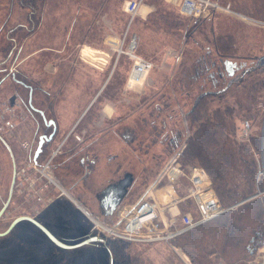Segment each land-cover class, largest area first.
<instances>
[{
    "label": "rangeland",
    "instance_id": "1",
    "mask_svg": "<svg viewBox=\"0 0 264 264\" xmlns=\"http://www.w3.org/2000/svg\"><path fill=\"white\" fill-rule=\"evenodd\" d=\"M126 1L0 0V136L9 145L17 170L26 168V176L35 178V188L38 189L35 197L32 184L25 180L23 194L20 175L16 176L9 203L0 215V233L17 216L37 210L39 213L35 215L65 243L77 242L88 234L104 239L102 242L63 248L51 242L41 230L22 220L7 234L0 235V264H110L111 258L112 264H198L182 250L176 237L163 242L137 244L115 238L99 226L88 231L87 221L81 212L67 199L57 198L55 192L58 193L59 188L54 184L43 187L47 179L37 167L28 165L25 160V156L32 155L36 140L44 132L42 127L52 128V108H48L44 101V90L53 93L57 83L64 81L63 76L72 72V57L70 61L66 55L74 46L94 51L99 43L94 53L102 55L105 61L109 60L106 75L109 72V77L115 71L113 80L109 82L110 88L115 91L108 103L116 111L112 121H105L103 125L109 127L112 122L119 125L115 131L109 128L87 148L95 153H89L95 158L118 156V159L115 156L116 161L112 165L120 161L122 172H131L133 176L128 193H135L140 183L151 179L162 160L172 156L173 152H178L184 165L188 163L184 158L185 142L189 132L195 130L199 122L196 111L192 113L193 104L199 95L210 92L207 94L213 95L207 97V111L202 112V118L216 110L225 116L227 127L231 129L229 139L242 147L243 155L254 167L249 185H245L239 173L233 171L238 180L237 189L249 191L246 195L236 202L224 203L216 194L221 203L229 208L226 212H234L243 204H248L246 207L250 210L251 206L257 208L258 203L264 208V194L258 192V187L262 190V185L256 182L257 153L261 145L253 140L262 132L264 122V0H212L218 4L217 10L196 17L184 13L174 0H141L132 20L124 10ZM134 37L136 53L151 62L149 71L141 82L136 83L135 89L126 87L124 82L123 74H128L130 60L120 54L117 68L113 71L115 58L118 57L117 48L107 42H116L115 38H118L124 40L121 41L124 50L130 43V49H133ZM200 58L204 62H198ZM224 59L243 66L232 76H226L222 65ZM141 70L142 66L136 65L132 78H140ZM210 72L214 73L216 84L209 77ZM61 89L65 93L67 87ZM83 92L70 86L65 95L66 102L58 105V117H65L60 110L70 109L72 103L78 104L85 97ZM97 105L102 106L101 101H97ZM92 110L88 118L97 120L99 115ZM244 119H249L253 126L254 136L249 140H242L237 135ZM6 120L11 125L5 124ZM68 124L69 119L59 124V138L44 143L39 156L49 155ZM69 131L74 142L80 141L74 138L75 133L82 138L79 129ZM125 136L132 138L128 140ZM180 139L184 142L178 141ZM71 166L73 168L74 163ZM56 171L54 181L62 189H67L78 179L81 169ZM98 171L100 169L93 168L91 176L87 175V181L94 182L91 189L82 190L76 185L84 192L89 191L91 199L103 184ZM11 176L12 160L0 139V208L7 199ZM175 185L181 190L178 182ZM55 198L54 205L46 208L49 201ZM262 211L261 214L264 213ZM259 213L260 210H257L255 215ZM83 216L88 218L84 213ZM108 224L99 222V225ZM261 230L264 233V225ZM253 232L249 229L242 237L238 264H245L248 259L244 248ZM261 244L264 240L254 249ZM219 250L217 244L208 240L205 245L208 264H235ZM188 259L190 263H187Z\"/></svg>",
    "mask_w": 264,
    "mask_h": 264
},
{
    "label": "built area",
    "instance_id": "2",
    "mask_svg": "<svg viewBox=\"0 0 264 264\" xmlns=\"http://www.w3.org/2000/svg\"><path fill=\"white\" fill-rule=\"evenodd\" d=\"M174 1L180 6L184 13L194 17L205 15L207 12H215V10H217L216 8H218L217 2L212 0ZM140 2L141 0L126 1L124 10L130 16L131 20L137 14ZM134 39V48L130 49L132 46L130 43L127 50L123 49V44L121 46V41L124 40L116 39V42L109 40V42L114 43L113 45L117 48L118 57L120 54H123L124 56L126 55L127 59L131 62V67L128 71L126 80V86L128 88L141 82L151 67V62L141 58V56L135 52L136 38L134 37L132 41ZM118 57L115 59V66H117L116 63L119 59ZM138 64L142 66V73L140 78L134 79L132 78V73ZM10 123L9 120L5 121V124ZM237 135L242 140H249L254 136L252 122L249 119H244L241 122ZM74 138L80 140V134L75 133ZM258 138L261 148L257 153L258 162L256 182L261 183L262 185V190L258 187V192L264 194V122L262 132ZM178 141L182 143L184 142L182 139ZM36 147L37 145L32 151L31 156L33 159L29 161L28 165L37 167L41 175L55 184L56 182L52 177H49L44 166L35 163L33 155ZM26 148H28V143H26ZM180 159L181 156H178V152H173V155L169 156L156 177L147 185L146 191L141 192L138 199L129 209L123 210L117 216V219L113 224L105 226L99 225L100 221L94 220L92 229L99 226L102 231H106L108 234L113 235V237L130 242L169 240L229 210V208H226L221 203L206 172L199 167L190 166L188 164L184 165ZM22 171L25 174L24 181L28 180L30 184H35V178L29 179L26 176V168L24 167L21 168V171L16 169L15 178L18 175L21 176ZM181 176H185L189 182L183 196H179L176 193L175 186V182ZM165 184H168L169 188L164 190L165 201L160 205L152 194L155 189L160 188ZM185 199H190L193 204L190 205L188 209H177V204ZM191 209H193L194 212H192ZM191 264L194 263L192 262ZM245 264H264V244H261L256 250H254L251 256L245 261Z\"/></svg>",
    "mask_w": 264,
    "mask_h": 264
},
{
    "label": "trees",
    "instance_id": "3",
    "mask_svg": "<svg viewBox=\"0 0 264 264\" xmlns=\"http://www.w3.org/2000/svg\"><path fill=\"white\" fill-rule=\"evenodd\" d=\"M207 93L199 95L193 104L192 113L196 111L195 116L199 122L195 130L189 132L187 136L183 150L184 158L187 159L186 164L202 168L206 172L212 186L224 203L236 202L249 191L244 192V190L237 189L238 180L233 171H237L239 177L244 179L245 185H249L254 174V167L243 155L242 147L229 139L231 129L227 127L225 116L216 110L211 115L202 118L207 111V97L213 95ZM42 128L48 131L46 126ZM253 140L258 142V138L254 137ZM247 205H241L234 212H224L223 215L179 234L176 237L179 241L178 245L198 264H208V252L205 251V245L208 240H212L215 245L219 246L220 254L229 262L238 264L237 255L242 237L251 229L254 232L244 248L249 258L257 244L264 240V233L261 230L264 225V213L261 214L264 208L258 203L257 208L251 206L250 210L246 207ZM257 210H260V213L255 215ZM107 250L113 256L109 247Z\"/></svg>",
    "mask_w": 264,
    "mask_h": 264
},
{
    "label": "crops",
    "instance_id": "4",
    "mask_svg": "<svg viewBox=\"0 0 264 264\" xmlns=\"http://www.w3.org/2000/svg\"><path fill=\"white\" fill-rule=\"evenodd\" d=\"M115 39H118V38H115ZM101 42H103V40H101ZM107 42L111 46H113V44H114V43L109 42V41H107ZM98 45H99V43H98ZM98 45L96 46V49H94V51H91L88 49H87V51H85V49L82 46H79V47L74 46L70 51L71 53H69V54L67 53L66 59L70 60V58L72 57L71 58L72 61L71 60L70 61L73 64V66H71V68H73V69H72L71 73L63 76L64 77L63 86L61 84L62 83V81H61L60 83H57L55 89H59V88L61 89V87H65V86L67 87V90L65 91L64 95L62 94L61 103L66 102L65 101V95L69 91L70 86L82 89V91H84L83 94L85 95V97H82V99L80 100V102L78 104L72 103L70 109H66L65 111L62 109L60 110V112L63 111L65 117H58V114L56 115L58 118V121H59L58 125L62 124V122H65L66 119H69V124H68V128H69V125L75 119H77L79 116L80 117L82 116L81 121L83 123L85 122V124L83 126H86L85 128L88 127L91 129L92 128L96 129L97 125L102 126L105 121H112L111 118H113L112 116H113L114 112L116 111V109L111 108L109 106L108 101H109L110 96L113 95L115 89L110 88L111 86H109V82H111V80H113L114 75H115L114 70L117 68V66H114V69H113L114 72H112L110 74V76L108 77L109 72L106 75V69L108 67L109 60L105 61V58L102 55H97L94 53L97 51ZM88 48H93V47L88 46ZM118 61H119V59L117 60V63H118ZM117 63H116V65H117ZM123 75H124V82L126 85L127 74L125 73ZM103 79H108L107 85H105L104 88L100 90L101 92L98 94L99 96H97L95 98V102H93V105H90L91 106L90 107L89 102L93 100V97L95 95V90L102 84ZM72 84H77V85L74 86ZM135 85H133L130 88H133ZM133 89H135V88H133ZM97 101H101L102 106H98ZM92 106L95 108H93ZM92 109H94L99 115L98 116L99 118L97 120H92V119L88 118V115L90 114V112H93ZM82 113H85V114L82 115ZM65 114H69V115L66 116ZM95 121L98 124H96L94 126V123H92V122H95ZM91 125L94 127H92ZM68 128H66V130ZM113 155L114 156H105V159L103 157L100 158L99 156L98 157L96 156V158H94V159L92 158V159L88 160V163H89L88 164L89 168L87 169L88 175L91 176L93 168H96V169L98 168V169H100V171H98V175H101L100 180L103 181V184L100 187V189L94 193L95 194L94 199H91V197L89 195V191H88V193L82 191L84 189L77 190L74 188L75 191L74 190L67 191L64 189L66 197L71 202L76 201V203H74V202L73 203H74V205L75 204L77 205L76 206L77 208L80 207L81 210L84 209L85 212L83 210L82 211L88 217L87 218L88 222L86 224V227L89 228L88 231H90V229H92V227L94 225V223H93L94 220L113 224L116 221L117 216L123 210L129 209L132 206V204L138 199V196L141 194L142 191H146L147 185L156 177V175L158 174L160 169L163 167V165L165 164V162L169 158V156L167 158H164L161 162L160 168H158L156 170V173H154L151 176V179L149 178L144 183H140V185L137 188V190L135 191V193L131 194L130 192L128 193V191H129L133 176H132L131 172H127V171L122 172V169H121L122 164L120 161H118V162H116V164L112 165V162L116 161V157L118 159V156L116 154H113ZM57 170H60V169H57ZM56 172H58V171H56ZM127 173H129V175H131V182L128 186L126 193L124 194V196L120 200L116 209L112 213H106L105 208H103L99 202V198H100V194H101L102 190H104L110 184H113V183L123 179ZM87 179L85 181L86 188L90 187V189H91V187H93L92 183H94V182H93V180L87 181ZM177 182L181 185V190H179L176 187V193L179 196H183L186 192V188H187V185L189 183L188 179L185 176H181L175 183H177ZM168 188H169V185L165 184L162 187L157 188L153 191L152 195L154 196L155 200H157L160 203V205L163 204L165 201L164 190H167ZM79 193H80V197H78ZM192 204L193 203L191 202L190 199H185V200H183L177 204V209H184V208L188 209V207ZM94 209H96V210H94ZM191 211L194 212L193 209H191ZM87 213H89L91 215L90 218H89ZM94 215H95V217H94ZM99 218H101V219H99ZM159 241L163 242V240H159ZM159 241H152V242H159ZM152 242H135V243L143 244V243H152ZM184 256L186 257V255H184ZM187 263H190L189 259H188Z\"/></svg>",
    "mask_w": 264,
    "mask_h": 264
},
{
    "label": "flooded vegetation",
    "instance_id": "5",
    "mask_svg": "<svg viewBox=\"0 0 264 264\" xmlns=\"http://www.w3.org/2000/svg\"><path fill=\"white\" fill-rule=\"evenodd\" d=\"M198 62H200V61H203L204 62V60L202 59V58H200V59H198L197 60ZM212 63V65H214V62H211ZM223 63V62H222ZM237 65H239L238 63H236ZM223 65V68H224V70H225V74H226V76H228V71H227V68H226V66L224 65V64H222ZM242 66H243V64H241ZM241 66V67H242ZM240 67V68H241ZM209 68V66H207L206 67V69H208ZM239 68V69H240ZM236 70H238L237 68L235 69V71ZM235 71H234V73H235ZM221 73V72H220ZM196 74L198 75V72H196ZM209 77L213 80L212 82H213V84H216V78L214 77V73L213 72H210L209 74ZM26 78H28L27 76H25ZM107 80L108 79H103V81H102V84L95 90V95H94V97H93V100L92 101H90L89 102V106L90 105H93V102H95V98L97 97V96H99L98 94L101 92L100 90L101 89H103L104 88V86L105 85H107ZM61 84H64V81H62V83ZM44 94H45V96H44V101L48 104V108H52V112H51V115H50V118H51V120H52V128L49 126V127H47V130L48 131H44L43 133H41V135H43L44 136V140H43V142H42V145H41V152L43 151V146H44V143H46V142H52L53 140H55V138L56 137H58L59 138V134H58V127H59V125H58V123H59V121H58V118H57V114H56V111H57V109H58V105L61 103V100H62V94L64 95V90L63 89H54L53 90V93H51V91L50 92H47L46 90H44ZM23 101V100H22ZM24 103V102H23ZM54 103V104H53ZM25 106V108L27 109V105H24ZM91 107V106H90ZM27 111L30 113V111L27 109ZM85 113H82V115H84ZM82 117V116H81ZM81 117L79 116L77 119H75L70 125H69V128L62 134H60L61 135V137H60V141H59V143L53 148V149H51V151L49 152V155L48 156H37L36 158H35V163L37 164V165H42V166H44V168L46 169V171H47V174L49 175V177H52V179H53V176H54V172L57 170V169H62L63 171H67V172H69V171H71L72 172V170H75V169H81V171H80V173L77 175V177H78V179L77 180H75L74 182H72L71 184H70V186H68L67 187V189H65V190H67V191H69V190H74V188L75 189H78V190H81V189H86V183H85V181H86V179H87V175H88V173H87V169L89 168V163H88V160L89 159H94L95 158V155H92V156H90V154L89 153H92V154H95L93 151H90V149L89 148H87V146L90 144V143H92V142H94L96 139H98L101 135H103L106 131H108V130H110V129H113V131H115L116 129H117V126L119 125V123H117V122H112L111 123V126L109 125V127H106L105 125H102V126H98L97 125V127H96V129H94V128H85L86 126H83L84 124H85V122L83 123L82 121H81ZM92 123H94V126L96 125V124H98L96 121L95 122H92ZM45 125V124H44ZM46 126V125H45ZM92 126V125H91ZM94 126H92V127H94ZM50 128V129H49ZM110 128V129H109ZM38 129V128H37ZM69 129H71L72 131H76L77 129H79L81 132H82V138L80 139V141H73L72 140V138L68 135V134H70V131H69ZM118 130H119V128H118ZM116 133V132H115ZM120 134H119V132H117V136H119ZM47 138V139H46ZM125 139L127 138L128 140H131V138H132V136L130 137V136H128V137H124ZM38 141H39V137H38V140H36V144H35V146L37 145V143H38ZM80 142H82V143H80ZM81 144V145H80ZM80 145V146H79ZM35 146H34V148H35ZM33 148V149H34ZM40 152V153H41ZM83 152H85V153H83ZM40 155V154H39ZM40 157H41V159H40ZM75 157H76V159H75ZM27 158V159H26ZM33 158H32V156H25V160H27L28 162L30 161V160H32ZM72 163H74V167L72 168ZM16 166V165H15ZM16 169H17V167H16ZM57 173V172H56ZM24 172L22 171L21 172V176H20V179H21V184H22V189H21V192L23 193V194H25V188H24V183H25V181H24ZM47 179V182L46 183H43V187H48L50 184H54L52 181H50L48 178H46ZM56 187H58L59 188V191H58V193H56L55 192V194L57 195V198L58 199H67L72 205H74L73 204V202H71L67 197H66V194H65V190H64V188L62 189L61 188V186L58 184V183H55L54 184ZM76 185H78V186H80V188H77L76 187ZM35 184H33L32 185V190H33V192H34V195H35V197H36V191H38V189L37 188H35ZM43 187H40V189L41 190H43ZM52 187V186H51ZM50 187V188H51ZM75 191V190H74ZM78 197H80V193L78 194ZM37 199L38 200H41V197H39V196H37ZM80 199V198H79ZM55 201H56V198L55 199H51L50 201H49V204L46 206V208L48 207V206H53L54 205V203H55ZM34 203H36L35 201H33ZM74 203H76V201L74 202ZM34 206H37L36 204H34ZM77 205L75 204L74 205V208L76 209V210H78V211H80L81 212V214H82V217L88 222V220L83 216V209L81 210L80 209V207H76ZM46 208H44V210L46 209ZM31 212H33V213H31ZM31 212H29V213H22L21 215H25V214H27V216H30V217H32V218H34L35 220H37V221H39L40 223H42L44 226H46L45 225V223H44V221H42L41 219H39L38 217H37V215H35V214H37V213H39L37 210L36 211H31ZM35 212V213H34ZM20 216V215H19ZM18 217V216H17ZM81 217V218H82ZM94 217H95V215H94ZM20 221H22V220H20ZM23 221H27L30 225H32V226H34V227H36L37 229H39V230H41L40 228H38L32 221H29V220H26V219H24ZM12 222V221H11ZM19 222V221H18ZM81 223V222H80ZM16 224V223H15ZM82 224V223H81ZM10 225V224H9ZM9 225L5 228V231L8 229V227H9ZM13 227V226H12ZM11 227V228H12ZM11 228L10 229H8L4 234H7L8 232H9V230H11ZM42 231V230H41ZM51 231V230H50ZM4 232V231H3ZM43 232V231H42ZM51 233L55 236V237H57L59 240H61L62 242H63V239L61 238V237H58L55 233H53L52 231H51ZM4 234H2V235H4ZM43 234L48 238V236L43 232ZM89 235V234H88ZM87 235V236H88ZM92 235H95V234H92ZM86 236V237H87ZM85 237V238H86ZM51 242H53L50 238H48ZM82 239H84V238H81L80 240H82ZM79 240V241H80ZM78 242V241H77ZM54 243V242H53ZM65 243V242H64ZM73 243H75V242H73ZM55 245H57L56 243H54ZM67 244H72V243H67ZM57 246H59V245H57ZM59 247H61V246H59ZM64 248V247H63Z\"/></svg>",
    "mask_w": 264,
    "mask_h": 264
},
{
    "label": "water",
    "instance_id": "6",
    "mask_svg": "<svg viewBox=\"0 0 264 264\" xmlns=\"http://www.w3.org/2000/svg\"><path fill=\"white\" fill-rule=\"evenodd\" d=\"M222 62L227 68L228 76H232L234 74L235 69L236 68L239 69L242 66L241 64L237 65L236 62H234L230 59H224ZM0 139L2 140L4 145L6 146L8 152L10 154L11 160H12L11 182H10L9 189H8L7 199L5 200L2 207L0 208V215H1L3 213V211L5 210L6 206L8 205L11 194H12V189H13V185L15 182L16 166H15L13 153H12L9 145L1 136H0ZM43 140H44V136L41 135L39 137V141L37 143V147H36L35 153L33 155L34 158H36L38 156L39 152L41 151V145H42ZM130 182H131V175H129V173H127L123 179H121L120 181H117L113 184H110L104 190H102V192L100 194L99 202H100V205L103 208H105L106 213H112L116 209L120 200L122 199V197L126 193ZM24 219L32 221L38 228H40L48 236V238H50L57 245L64 247V248L77 247V246H80L83 244H88L90 242H94V241L102 242L104 240L103 237H101V236L88 235L86 238H84L78 242H75L72 244H67V243H64L61 240H59L57 237H55L51 233V231L46 226H44L42 223H40L39 221H37L34 218L27 216V215H21V216L14 218L12 220V222L10 223L8 229H10L12 226H14L15 223H17L18 221L24 220ZM6 231L1 232L0 235L4 234ZM110 255H111V253H110ZM111 260H112V258L110 259V264H112Z\"/></svg>",
    "mask_w": 264,
    "mask_h": 264
},
{
    "label": "bare ground",
    "instance_id": "7",
    "mask_svg": "<svg viewBox=\"0 0 264 264\" xmlns=\"http://www.w3.org/2000/svg\"><path fill=\"white\" fill-rule=\"evenodd\" d=\"M83 211H84V209H83ZM84 212H85V211H84ZM87 214H88L89 217H91V215H90L89 213H87ZM97 236H98V235H97Z\"/></svg>",
    "mask_w": 264,
    "mask_h": 264
}]
</instances>
